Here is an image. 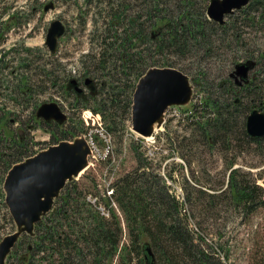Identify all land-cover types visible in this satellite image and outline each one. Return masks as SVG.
Returning <instances> with one entry per match:
<instances>
[{
  "label": "rangeland",
  "instance_id": "374dc122",
  "mask_svg": "<svg viewBox=\"0 0 264 264\" xmlns=\"http://www.w3.org/2000/svg\"><path fill=\"white\" fill-rule=\"evenodd\" d=\"M104 1L101 0L102 3L95 7L96 4H87L86 0H0V109L8 113L6 114L9 119L7 129L19 133L20 127L23 128L32 139L31 150L35 152L42 148L45 150L51 146L50 144H54L49 135L51 130L40 125L38 119L31 118L35 117V111L40 104L56 101L60 103L68 118L63 130H69L70 126L75 125L76 129L73 133L80 129L82 137L95 143L96 170L94 172L85 170V174L82 173L76 183L86 191L84 199L102 217V220L106 222L113 220L117 223L120 229V247L130 244L129 228L114 198L112 197L107 204L108 197L105 198L104 195L106 190L111 191L109 186L118 177L137 166L133 151L135 147L149 164L150 170L160 175L169 193L179 202L180 217L200 249L208 254L217 255L222 264H264V208L257 209L254 214L243 215L239 210L233 209L226 197L209 200L195 193L198 189L207 190L206 192L211 194L216 193L214 189H225L227 176L230 173L229 164L232 161L235 164L231 170L236 167L241 175L246 174V180L254 182L264 191V144L262 147L247 145L248 143H245L247 147L239 144L236 149L226 151L220 143L212 145L203 141L196 124L191 125L193 123L186 121L182 115L191 104L168 108L164 113L160 129L155 131L154 143L148 146L145 140L139 139L131 130L130 118L121 113L118 107L112 110V114L120 119L117 120V129L109 132L106 129L107 122L102 117L100 121L94 119L93 124L90 121L84 123L82 120L87 110L97 115L93 112V102L86 108L80 105L77 108L68 106L74 95L72 91L70 96L66 95L65 86L69 80H77L82 93L87 96L89 88L84 86L85 79L96 80L99 85L112 77L119 83L122 77L117 67L120 64L119 52L115 48L114 51L107 52L113 60L106 61L107 70L103 72L97 65L100 43L106 37V30L110 24L109 17L113 13L106 11ZM122 2L130 6L124 10V17L142 14L140 21L145 22L144 27L149 34L152 26L148 22L147 12H142L141 1L115 0L116 5ZM48 3L53 4V9L44 12L43 7ZM208 4L209 0H161L159 14L166 16L170 21H175L180 13L188 12L201 22L203 11L208 20L206 16ZM249 6L250 8H242L227 16L225 29L213 27L209 23L204 25L205 40L188 43L184 52L168 49L157 53L153 42L155 39H152V42L142 43L139 48L148 49L144 58L150 66L164 65L163 67L175 68L197 80L195 82L199 90L194 95V105L197 106L206 96L225 97L219 92L218 84L228 78V74L236 64L246 62V58L257 62L254 72L250 73V79L253 74L255 77L260 74L258 78H264L262 73L264 72V23L261 22V10L258 4L251 1ZM103 9L105 11H101ZM98 11L101 12L98 14ZM53 20L64 23L67 32L58 41L56 54L50 55L44 40L49 23ZM209 50L211 55L206 56ZM26 53L28 56H25ZM24 58L28 59L24 64L32 66L27 72L33 81L31 82L33 95L26 102L18 99L15 89L17 80L22 74L25 76L23 69L17 68L18 61ZM34 67L36 72L41 68L52 71L54 84L52 85L49 81L51 78L46 79L45 75L42 77L43 82L41 77H38L39 83L34 81L32 71ZM231 81L233 82L232 79ZM244 98L234 96L232 99H240L244 102L246 100ZM255 98L258 100L257 103L264 101V96ZM198 115L200 116L199 113ZM11 137L15 135L12 134ZM8 147V141L0 144V149H4L5 152L13 151ZM107 150L108 155L105 156ZM107 169L113 171L108 172ZM2 171L0 164V176ZM170 176L172 179H169ZM93 183L98 184L97 189H94ZM187 194H191L193 198L192 207L186 201ZM104 205L106 210L103 212L99 207ZM108 210L109 214L106 216ZM15 231L16 228L4 203L0 183V241ZM76 241L78 242V239ZM78 244L81 245L82 242ZM28 245L29 243L26 242L17 247L8 258L7 264H17V259L26 253ZM83 259L85 261H74V264H94L90 256ZM143 260L142 264H146L144 254ZM101 264H139V258L133 254L128 261H124L120 256L115 255L111 261L102 260Z\"/></svg>",
  "mask_w": 264,
  "mask_h": 264
},
{
  "label": "trees",
  "instance_id": "16d2710c",
  "mask_svg": "<svg viewBox=\"0 0 264 264\" xmlns=\"http://www.w3.org/2000/svg\"><path fill=\"white\" fill-rule=\"evenodd\" d=\"M140 1L143 6L142 12H147L149 16L148 22L152 26L149 30L151 34L146 33L145 22L140 21L142 14L138 13L135 17H124V10L128 9L129 5L124 4V2L116 5L115 0L107 2L105 0L103 3L106 11L113 13L109 17L110 24L106 30V37L100 43L97 65L102 69L101 71L107 70L106 61H113L107 52L114 51L115 48L119 52L120 64L117 67L122 75L119 83L114 77L105 78L107 82H102L99 86L96 80L90 79L95 84L94 92L87 96L81 95L82 97L73 93L72 101L68 103V106H72V108H77L79 105L86 108L89 103L93 102V112L99 113L107 122L106 129L109 132L116 131L117 120H120L112 114V110L118 107L121 113L130 118L132 95L137 81L149 68L157 67L146 63L144 56H146L148 49L139 48L142 43L152 42V39H155L153 42L157 53L168 49L184 52L188 43L205 40L204 25L209 23L219 29H225L227 26V23L221 26L206 20L204 11L201 22L193 18L188 12L180 13L175 21H170L166 16L159 14L161 0ZM251 1H255L258 8L260 7L261 22L264 23V0ZM251 1L246 7L250 8ZM86 2L87 4H96L95 7L102 3L101 0L92 2L86 0ZM101 11L97 13L99 14ZM117 25L120 26L116 27ZM109 39L110 43H108ZM209 55H211L210 50L206 53V56ZM25 56H28L27 53ZM249 59L251 58H246V60ZM26 61L28 59L24 58L17 63V68L23 69L25 76L22 74L19 80L16 78L15 86L18 99L25 102L33 95L31 85L33 81L28 76L32 66L25 65ZM112 66H115L114 62ZM163 66L158 68H164ZM256 66L257 62L252 73ZM35 69V67L32 69L34 81L39 83L38 77L42 79L45 75L46 79L50 77L49 81L52 85L54 84L52 71H45L41 68L36 72ZM259 75L257 74L255 77L253 74L252 81L242 88H237L239 86H236L228 76L218 84L219 92L225 97L206 96L197 106L192 100L193 103L191 102L188 109L189 116L186 121L192 122L191 125L196 124L197 131L203 141L212 145L220 143L226 151L236 149L239 144L246 147L250 144L263 146L264 138H251L246 133L245 128L247 114L251 110L264 111V101L257 103L258 100L255 98L264 96V78H258ZM190 80L196 88L193 93L194 99L199 87L196 86L198 85L195 82L196 79L190 78ZM100 93L101 97L105 95L104 98L98 97ZM66 95L70 96V92H67ZM234 96L245 97L246 100L242 102L240 99H232ZM0 112V141L2 139L0 144L8 141V149L13 150L5 152L4 149H0V164L3 169L0 183L3 187L4 177L11 167L34 156L37 152L31 150L32 139L29 138L23 128L20 127L19 133L7 129L9 119L6 114L8 113L3 109H0ZM34 118L32 116L31 119L34 120ZM40 125L50 128V136L54 144L63 140L66 141L68 138L72 140L82 134L80 129L73 133V130L76 129L74 128L75 125L70 126L69 130H63L64 124L52 123L47 125L40 122ZM12 134L15 137L12 138ZM133 151L137 159V166L130 172L118 177L111 185L113 198L122 210L129 228V245L119 246L120 229L117 223L113 220L110 222L102 220V217L84 199V195H86L84 192L86 191L79 187L76 183L77 180H74L66 184L61 194L55 199L52 210L36 224L34 233L32 235L23 233L21 241L11 252L12 254L17 247L26 242L29 243L26 247V253L17 259V264H72V262L74 264V261H85L83 258L86 256L92 257V263L101 264L102 260L111 261L115 255L120 256L124 261H128V258L132 257L133 254L139 258V264H142L145 245L151 249L155 264H222L217 255L206 253L194 242L184 220L180 217L179 202L169 193L165 181L154 170H150L149 164L135 147H133ZM111 155L112 152L109 156L111 157ZM234 164V161L229 164L230 173L227 176L225 189H214L213 191L216 193L213 194L207 193V190L198 189L195 190V193L209 200L226 197L233 209L239 210L243 215L254 214L257 209L264 208V191L254 182L246 180V174L241 175L236 168L231 170ZM96 167H90L88 170L94 172ZM109 170L113 171L107 169L108 172ZM169 179L172 177L170 176ZM93 185L94 189H97L98 184L93 183ZM192 199L191 194L186 195V201L191 207L194 203L191 202ZM76 239L82 244L79 245Z\"/></svg>",
  "mask_w": 264,
  "mask_h": 264
},
{
  "label": "water",
  "instance_id": "95a60500",
  "mask_svg": "<svg viewBox=\"0 0 264 264\" xmlns=\"http://www.w3.org/2000/svg\"><path fill=\"white\" fill-rule=\"evenodd\" d=\"M248 3L249 0H209L206 16L223 25L226 16L241 10ZM50 9H53L52 3L43 7L44 12ZM65 31V25L60 20L49 23L44 45L50 54L56 53L58 40ZM253 66L254 62L251 61L239 63L235 65L230 77L237 80V85L247 83L248 73ZM90 82L86 79L84 85L93 93ZM67 88H72L77 94L82 91L76 80H71ZM195 90L190 78L177 69L149 68L137 81L132 95L131 130L142 137L151 138L156 131L152 130V126L158 121L159 126L161 125L166 109L188 105ZM35 117L46 123L53 121L59 125L66 121V115L54 102L41 104ZM245 128L250 137L263 138L264 112L251 110L246 118ZM90 154L84 137H79L71 142L60 141L11 167L4 177L2 190L4 203L16 231L0 241V264H4L21 233L32 235L34 225L52 210L54 201L66 182L74 181L82 174L88 166ZM144 258L146 264L153 263L154 258L148 246L144 249Z\"/></svg>",
  "mask_w": 264,
  "mask_h": 264
},
{
  "label": "bare ground",
  "instance_id": "6f19581e",
  "mask_svg": "<svg viewBox=\"0 0 264 264\" xmlns=\"http://www.w3.org/2000/svg\"><path fill=\"white\" fill-rule=\"evenodd\" d=\"M249 61H251V62H254V66L252 67V69L249 71V73H248V79H247V83L246 84H248V82H249V80H250V73L252 72V70L254 69V67H255V65H256V61H254V60H251V59H249V60H246V62H249ZM246 62H243V63H246ZM175 69V68H174ZM94 87H93V90H95V84L93 85ZM83 91H81L80 92V94L81 95H83V96H85L83 93H82ZM192 100H193V97H192V99H191V102H192ZM193 103V102H192ZM88 111V110H87ZM86 111V112H87ZM260 111V110H259ZM261 112H264V111H261ZM100 118L101 119V115L99 114V113H97V115H94V118ZM160 126H159V121L157 122V123H155L153 126H152V130H157L158 128H159ZM157 128V129H156ZM160 129V128H159ZM82 135L83 134H81L80 136H76L74 139H76V138H79V137H82ZM84 137V136H83ZM252 138V137H251ZM264 138V137H263ZM74 139H72V140H74ZM84 139H85V141H86V143H91L89 140H87L86 139V137H84ZM253 139H261V138H253ZM68 142V141H67ZM43 149H41V150H39V151H37V153L38 152H40V151H42ZM108 152V150L107 151H105V156H107L108 154H106ZM91 154H90V158L88 159V167H86L85 168V170H88L90 167H94L93 165H96V161H97V159H96V156L94 155V153L91 151L90 152ZM93 156H95V158H93ZM25 161V160H24ZM23 162V161H22ZM18 164V163H17ZM16 165V164H15ZM236 168V167H235ZM234 168V169H235ZM84 170V171H85ZM84 171L82 172V173H84ZM85 174V173H84ZM78 179V178H77ZM77 179H75V180H77ZM71 182V181H70ZM68 182H66V184H67ZM66 184L62 187V189H61V191L64 189V187L66 186ZM61 191L59 192V195L61 194ZM104 197L105 198H107L108 200H107V204H108V202L112 199V197H113V193L111 192V191H108V190H106V194L104 195ZM96 202H97V199L95 200ZM99 209L100 210H102L103 212L106 210V206L104 205V206H100L99 207ZM104 215V214H103ZM39 222V221H38ZM37 222V223H38ZM36 223V224H37ZM36 224L34 225V228H33V232H32V234L34 233V229H35V226H36ZM14 233V232H13ZM24 233V232H23ZM23 233H21V235H20V238H19V241H17L16 242V244L14 245V247L18 244V242H20L21 241V239H22V235H23ZM12 234V233H11ZM13 247V248H14ZM145 247H147L146 245L144 246V249H145ZM13 248L11 249V251H10V253L8 254V256H10V254H11V252H12V250H13ZM149 248V247H148ZM150 249V248H149ZM150 251H151V249H150ZM151 253H152V251H151ZM153 255V254H152ZM8 256L6 257V259H5V262H4V264H6V262H7V259H8ZM154 258V257H153ZM152 264H155L154 263V260H153V263Z\"/></svg>",
  "mask_w": 264,
  "mask_h": 264
},
{
  "label": "built area",
  "instance_id": "2783aa9c",
  "mask_svg": "<svg viewBox=\"0 0 264 264\" xmlns=\"http://www.w3.org/2000/svg\"><path fill=\"white\" fill-rule=\"evenodd\" d=\"M146 143H147V146L149 144H153L154 143V138H151V139H145ZM90 144V147H91V150L93 153L96 152V146H95V143L91 142L89 143ZM93 158H95V156H93ZM106 216H107V213H106Z\"/></svg>",
  "mask_w": 264,
  "mask_h": 264
},
{
  "label": "flooded vegetation",
  "instance_id": "af4514ba",
  "mask_svg": "<svg viewBox=\"0 0 264 264\" xmlns=\"http://www.w3.org/2000/svg\"><path fill=\"white\" fill-rule=\"evenodd\" d=\"M229 78H230V77H229ZM230 79H232V78H230ZM232 80H233V83H234V79H232ZM90 81H91V82H90L89 85L92 86V87H94V86H93V85H94V84H93V81H92V80H90ZM250 81H252V79H250L249 82H250ZM76 83H77V86H78L79 88H81V87H80V84H79V82H78L77 80H76ZM83 83H84V82H83ZM84 86H85V85H84ZM244 86H247V84L242 85V86H239V87H237V88H242V87H244ZM81 89H82V88H81Z\"/></svg>",
  "mask_w": 264,
  "mask_h": 264
}]
</instances>
